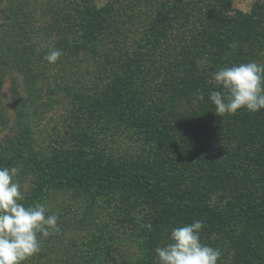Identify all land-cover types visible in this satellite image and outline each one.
Here are the masks:
<instances>
[{
  "label": "trees",
  "instance_id": "1",
  "mask_svg": "<svg viewBox=\"0 0 264 264\" xmlns=\"http://www.w3.org/2000/svg\"><path fill=\"white\" fill-rule=\"evenodd\" d=\"M119 1L99 7L72 0L67 14L72 36L65 28L51 49L70 59L97 54L104 34L111 35ZM4 4L2 22L20 19L30 6L29 0ZM33 45L3 37L0 80L7 65L36 79L31 73L41 70L34 65ZM138 48L176 54L148 60L139 51L116 64L98 91H66L74 112L66 125L71 142L49 157L35 149L27 108L19 104L14 136H4L0 144V167L22 163L23 175L32 178L35 187L25 206L60 190L84 197L92 208L120 188L123 211L141 213L137 221L130 219V229L138 233L144 264H158L154 249L170 242L172 228L195 220L204 225L201 242L220 249L218 264H264V110L219 116L209 99L222 90L214 80L219 68L250 61L264 65V5L243 14L228 10L225 0H177L157 14ZM202 59L208 62L203 70L197 66ZM111 64L107 60L99 72ZM119 133L141 140L143 151L151 145L150 153L132 156ZM100 233L95 240L103 242Z\"/></svg>",
  "mask_w": 264,
  "mask_h": 264
},
{
  "label": "rangeland",
  "instance_id": "2",
  "mask_svg": "<svg viewBox=\"0 0 264 264\" xmlns=\"http://www.w3.org/2000/svg\"><path fill=\"white\" fill-rule=\"evenodd\" d=\"M105 1L89 0L99 7ZM175 1L177 0H120L112 14L114 21L110 27L111 35L104 34L103 46L98 49L97 54L82 53L75 59L60 56L55 63H49L45 56L51 50H56L51 49L53 44L62 41L59 32L66 28L68 36H72L70 28L74 24L67 17L69 5L73 6L72 0H29L30 6L25 8V15L20 19L10 17L12 19L4 22L0 19V42L4 37L7 41L22 40L24 45L34 43L32 54L38 57L34 65L41 70L40 73H31L36 78L33 80L25 77L17 66L2 67L0 124L3 123V126L0 128V144L4 136H14L15 131L11 128L18 120L17 107L24 103L31 119L29 121L35 149L49 157L57 150L68 148L71 141L67 124L74 112L66 91H98L115 74L116 64L139 51L148 60H153L154 54L164 58L174 56L176 53L170 49L156 50L152 54L139 49L138 45L142 44L146 28L157 14L167 4H174ZM1 2H5L4 6H7L6 2L9 0ZM257 3L264 5V0H225L228 10L243 14H249ZM15 26H19L18 32ZM5 52L7 54L8 51ZM41 54L43 55L39 57ZM107 60L112 61L111 66L107 67L106 72H99L107 64ZM121 135L119 133L122 146L132 156H145L151 150L152 146L149 144H145L144 151L141 150V140L137 141L131 133L128 134L130 138ZM13 167L19 170L16 180L21 184L25 198L35 184L32 178L23 175L22 163ZM119 189L98 199L92 208H89L87 199L69 191H54L43 198L41 203L46 204L49 214H59L61 233L43 239L40 252L24 264H144L143 253L138 247L140 238L135 229H130V219L137 221L141 213H132L130 217V213L123 211L122 190ZM132 199L134 200L132 196L124 199V208H127ZM98 230L105 237L103 242L95 240Z\"/></svg>",
  "mask_w": 264,
  "mask_h": 264
},
{
  "label": "clouds",
  "instance_id": "3",
  "mask_svg": "<svg viewBox=\"0 0 264 264\" xmlns=\"http://www.w3.org/2000/svg\"><path fill=\"white\" fill-rule=\"evenodd\" d=\"M61 55L60 50H51L45 59L55 63ZM207 63L206 59L198 60L197 66L203 70ZM214 80L222 89L209 94L217 115L264 110V65L250 61L221 67ZM197 99L204 100L200 90ZM18 173L16 167H0V264H24L40 252L43 239L61 233L59 214H49L45 203L25 206ZM203 227L202 221L195 220L172 228L170 242L154 249L158 264H218L222 253L201 242Z\"/></svg>",
  "mask_w": 264,
  "mask_h": 264
}]
</instances>
